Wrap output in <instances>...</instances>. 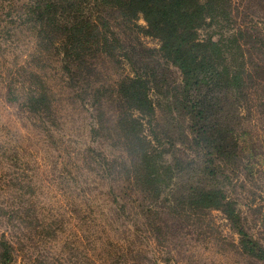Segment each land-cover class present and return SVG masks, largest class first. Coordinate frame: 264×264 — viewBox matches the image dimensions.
Here are the masks:
<instances>
[{"label":"rangeland","instance_id":"obj_1","mask_svg":"<svg viewBox=\"0 0 264 264\" xmlns=\"http://www.w3.org/2000/svg\"><path fill=\"white\" fill-rule=\"evenodd\" d=\"M64 1L0 0V264H264L242 252L222 211L189 198L201 182L223 189L264 248V0H226L221 32H203L224 37L245 91L238 158L213 181L182 170L199 157L183 140L181 76L143 34L145 22L102 6L113 35L67 64ZM134 73L156 110L152 134L117 91ZM133 127L170 154L156 142L150 157L136 152ZM169 163L181 171L174 179Z\"/></svg>","mask_w":264,"mask_h":264},{"label":"trees","instance_id":"obj_2","mask_svg":"<svg viewBox=\"0 0 264 264\" xmlns=\"http://www.w3.org/2000/svg\"><path fill=\"white\" fill-rule=\"evenodd\" d=\"M56 4L51 3L52 11ZM101 7L116 11L125 23L134 24L142 19L145 22L142 32L158 41L160 58L179 70L181 85L175 103L188 120V135L184 134L183 140L199 157L197 163L193 160L186 162L182 170L192 181H213L221 168L231 166L238 158L237 121L240 97L245 96L242 68L238 60L226 55L224 37L218 35L219 38L213 40L208 33L203 34L207 30L221 32L229 14L226 0H96L91 6L87 0L84 4L81 0H65L63 49L67 64L72 61L82 64L83 53L87 49L91 51L100 36L104 35L101 41L106 44L105 35H113L105 18L100 16ZM40 19H46L43 13ZM48 21L53 23L52 19ZM66 70L70 73L67 67ZM148 90L146 78L137 73L125 78L117 88L137 112L136 123L140 126L145 123L152 134L157 119ZM27 107L29 111L35 108L31 102ZM132 129L130 143L132 140L138 143L136 152L150 157L154 149L152 142H156L162 156L170 154L157 135L153 134V140L149 141L143 131ZM168 142L171 144V140ZM174 158L177 160L175 164L183 163L180 158ZM168 167L173 179L175 173L181 172L170 163ZM189 198L196 209L222 211L235 226L242 252L264 262V248L247 233L223 189L201 182L193 187Z\"/></svg>","mask_w":264,"mask_h":264}]
</instances>
